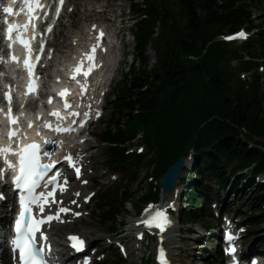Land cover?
I'll use <instances>...</instances> for the list:
<instances>
[{
    "label": "trees",
    "instance_id": "16d2710c",
    "mask_svg": "<svg viewBox=\"0 0 264 264\" xmlns=\"http://www.w3.org/2000/svg\"><path fill=\"white\" fill-rule=\"evenodd\" d=\"M130 5L134 15L141 12L135 0H130ZM247 9L237 0H221L218 5L217 0H163L146 10L147 20L135 15V53L140 66H132L124 76L125 83L118 89L112 109L115 115L126 116V123L135 120L131 110L141 109L140 123L149 125L156 134L154 161L159 157L162 161L175 160L174 154L185 143L206 130L207 140H220L230 149L234 147L231 133L237 132L239 126H246L264 139V98L256 93L242 94L229 86V59L220 48L209 46L203 52L215 33L248 22ZM156 22L160 25L153 41L157 66L148 69L146 47L150 28ZM259 43L264 47L261 40ZM191 54L201 57L189 65L185 56ZM146 85L149 87L142 91ZM113 118L114 127L106 135L115 143L123 138V118ZM254 154L252 151L247 156ZM189 195H195L193 187ZM127 198L128 194L124 196ZM191 200L183 216L196 219ZM261 202L264 197L257 203Z\"/></svg>",
    "mask_w": 264,
    "mask_h": 264
},
{
    "label": "snow or ice",
    "instance_id": "6c2138e0",
    "mask_svg": "<svg viewBox=\"0 0 264 264\" xmlns=\"http://www.w3.org/2000/svg\"><path fill=\"white\" fill-rule=\"evenodd\" d=\"M28 11L31 13L34 11L35 8H39L41 5L39 4V0H35V4L33 5L32 0H24ZM6 11H11V9H6ZM26 27V26H25ZM15 30L13 27H9L8 32L9 36L11 32ZM103 35V34H101ZM240 38H244V33L238 34ZM235 37H228V39H233ZM22 43H25L22 41ZM27 46V44H26ZM15 61V57H12ZM89 59H93V57H89ZM26 66L31 68L32 65H29L26 61ZM92 68L90 67L87 70H84L83 67H79L76 69L78 73L82 72L84 76H88L91 72ZM31 74V71H30ZM36 85L35 82H32L29 86V91H35ZM61 95H65V93H61ZM6 99L11 100L10 94H5ZM68 105L66 104V107ZM52 115H56L59 118L58 113H52ZM9 120L10 123L15 124L17 123L16 118L11 116V111L9 110ZM47 127H51V125H46ZM29 127H32L31 123ZM57 131H70V129H61L57 128ZM17 136L15 131L9 132V138ZM45 143H51V141H45ZM142 151V149H141ZM9 154L18 155L19 156V175H17L13 179V185L16 190H18L19 194V203H20V213L16 221V235L12 240V244L14 246L13 250L19 251V258L21 264H47V261L41 259L39 257V252L43 251V248L37 249L34 247V241L36 240V233L41 231V225L53 219V217H47V221L41 218H33L32 216V206L35 205L38 208L39 212L44 211V204L48 202V197L53 196V192H36V189L40 187V181L46 175L47 171L54 167L53 165H46L41 163V155L48 156V152L41 153L39 145L36 143H31L19 150V152H15L10 146L5 148H0V155L4 156L5 163L7 165L6 169H0V179L3 178V174L7 170H11L15 168V164L12 161L7 159ZM66 160L70 167L75 168L77 174H79L80 169L75 166L73 158L71 156L66 157ZM59 175V174H57ZM55 177L53 178V181ZM66 184V180H65ZM61 191L65 189L63 187L60 188ZM0 199H4L3 193H0ZM61 212L66 211V209L61 208ZM28 220V223H25V220ZM58 219V217H57ZM168 218L166 213L162 210H156L150 218L145 219L143 223L149 226H155L160 228L161 231L164 230V226L168 223ZM41 238L45 241L47 237L41 233ZM69 239L72 241V247L76 251H82L85 247V241L77 236H71ZM226 241L229 243V247L226 249L229 252L235 253V247L231 245L235 242L236 237L231 234V232H227L225 235ZM160 261L161 264H167V261L164 259V251L163 249L160 250ZM87 264V261L85 262Z\"/></svg>",
    "mask_w": 264,
    "mask_h": 264
},
{
    "label": "rangeland",
    "instance_id": "374dc122",
    "mask_svg": "<svg viewBox=\"0 0 264 264\" xmlns=\"http://www.w3.org/2000/svg\"><path fill=\"white\" fill-rule=\"evenodd\" d=\"M113 8H115L116 15L119 14V13H123L124 17L126 19H128L127 18V16H128V6H127V4L125 2H123V0H117L115 2V7L113 6ZM254 15L259 16V19L256 20L257 23L262 22L264 24V14H261L259 11H255L254 12ZM150 56H152V55H150ZM112 98L113 97L111 96L109 98V101H111ZM109 101L106 104V112H105V116L103 118V123H106L108 121L107 119H109V117L111 115V108H110V105H109ZM103 129H104V125H102V123H101L100 124V131L103 130ZM101 150H102V148L100 149V147L96 144V151L95 152L98 155H100L101 154ZM149 154L150 153H145L144 155H147V157H149ZM148 173L149 172H147V169L145 167H140V169H139V181L141 180L142 181L141 183H143V180H142L143 177H145ZM184 176H185V174H184ZM186 176H187V174H186ZM137 184H133L131 186V192L132 193L135 192V194H134L135 195L134 200H137L138 198H140L143 195V191L142 192L139 191L140 185H137ZM245 206L247 208L249 207L247 201L244 202L243 210L244 209L246 210V207ZM133 213H134V209L132 208L131 204L130 203H126L124 205V209L118 215L117 222H116L117 225H118V224H120V221H122V220L125 221V226L122 227V228L119 227V229H121V231L118 233L119 235H124L123 233L129 227L130 217L133 216ZM85 224L88 227L87 228V231H92V232H94L96 234H100V233L105 232V227L103 225L97 224V222L95 220H93V222H91V223H89V221L87 220L85 222ZM184 227H185V229H188L189 228V226H184ZM192 229L197 231V233L195 235L193 234L191 236H189V235H184V236L187 237V238L188 237L190 238L192 236H197L198 237V236H200V234H203V232L201 230H199V226H194ZM183 244L185 245V249L180 254V263L181 264H203V262H200L197 257L195 259V255L197 254V251H195V252L193 251L197 247L195 245V243L193 241H186ZM200 256H201V254H200ZM140 262H143L141 258H139V257H133V258H131V260H129L127 262V264H141Z\"/></svg>",
    "mask_w": 264,
    "mask_h": 264
},
{
    "label": "bare ground",
    "instance_id": "6f19581e",
    "mask_svg": "<svg viewBox=\"0 0 264 264\" xmlns=\"http://www.w3.org/2000/svg\"><path fill=\"white\" fill-rule=\"evenodd\" d=\"M166 197L168 200L169 198H172V195L169 194ZM69 233H71V232H69ZM69 233H66V235ZM177 237H178V229L176 228L173 231V237L170 239L169 247H168L170 250L171 259L173 261V264H179L180 263V253L185 248V245L181 244L180 240ZM54 238H55V236H53V239ZM195 239H196V236L189 238V241H191V240L193 241ZM61 246L62 245H60V240H59V246L58 247L60 248Z\"/></svg>",
    "mask_w": 264,
    "mask_h": 264
},
{
    "label": "water",
    "instance_id": "95a60500",
    "mask_svg": "<svg viewBox=\"0 0 264 264\" xmlns=\"http://www.w3.org/2000/svg\"><path fill=\"white\" fill-rule=\"evenodd\" d=\"M181 165L182 162L179 161L174 166L170 167L166 174L161 178V186L164 190L171 191L174 188Z\"/></svg>",
    "mask_w": 264,
    "mask_h": 264
}]
</instances>
